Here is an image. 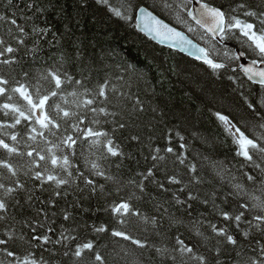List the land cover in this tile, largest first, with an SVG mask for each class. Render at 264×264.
Here are the masks:
<instances>
[{
  "label": "snow or ice",
  "instance_id": "snow-or-ice-1",
  "mask_svg": "<svg viewBox=\"0 0 264 264\" xmlns=\"http://www.w3.org/2000/svg\"><path fill=\"white\" fill-rule=\"evenodd\" d=\"M78 3L187 53L161 77L211 127L182 112L158 136L155 77L115 49L46 55L53 0H4L0 264H264V0Z\"/></svg>",
  "mask_w": 264,
  "mask_h": 264
},
{
  "label": "trees",
  "instance_id": "trees-1",
  "mask_svg": "<svg viewBox=\"0 0 264 264\" xmlns=\"http://www.w3.org/2000/svg\"><path fill=\"white\" fill-rule=\"evenodd\" d=\"M113 2L118 3L119 0H113ZM3 3L4 0H0V11L3 10ZM53 5L54 7L49 9L46 17H41L39 21L46 23L52 33L56 34L55 39L51 33L46 37V40L51 42L43 45L46 55L54 54L55 49L59 47L55 43L56 40H61L66 47L69 43L81 46L89 54L100 52L101 49H115L120 57L135 63L148 73L149 78L155 77L152 82L155 84L159 98L156 102L167 114L165 122L157 129L158 136L169 126V122L179 123L177 117L182 112L190 113L193 123L201 131L205 127H211L202 124L205 117H201L195 110L200 103L196 99L197 93L192 91L195 85L190 84L185 76L161 77V71L169 69L174 63H178L181 67L188 65L190 57L174 50L170 52L168 48L156 44L142 33L137 35L130 29L114 23L107 19L98 6L82 10L78 0H53ZM216 87L230 90L226 79L217 82ZM190 96L192 99H189ZM158 143L165 146L163 139H160ZM132 151L135 152V149ZM128 166L136 168L135 162ZM140 166H144L143 159H140Z\"/></svg>",
  "mask_w": 264,
  "mask_h": 264
},
{
  "label": "water",
  "instance_id": "water-1",
  "mask_svg": "<svg viewBox=\"0 0 264 264\" xmlns=\"http://www.w3.org/2000/svg\"><path fill=\"white\" fill-rule=\"evenodd\" d=\"M144 35V34H143ZM145 36V35H144ZM147 38H149L150 40H151V38L150 37H147ZM153 41V40H152ZM153 42H155L156 44H159V42L158 41H153ZM159 45H161V44H159ZM161 46H163V47H166V48H168V46L167 45H161ZM174 51H177V52H179V50L177 49V50H174ZM179 53H181V52H179ZM181 54H183V55H186L187 56V53H181Z\"/></svg>",
  "mask_w": 264,
  "mask_h": 264
}]
</instances>
